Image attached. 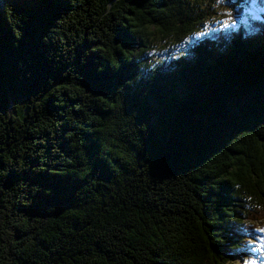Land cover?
<instances>
[{
  "label": "trees",
  "instance_id": "trees-1",
  "mask_svg": "<svg viewBox=\"0 0 264 264\" xmlns=\"http://www.w3.org/2000/svg\"><path fill=\"white\" fill-rule=\"evenodd\" d=\"M244 7L0 0V264L237 263L264 220Z\"/></svg>",
  "mask_w": 264,
  "mask_h": 264
},
{
  "label": "rangeland",
  "instance_id": "rangeland-1",
  "mask_svg": "<svg viewBox=\"0 0 264 264\" xmlns=\"http://www.w3.org/2000/svg\"><path fill=\"white\" fill-rule=\"evenodd\" d=\"M253 2H248L247 7L245 8L247 14H250L255 17H260L262 12H264L263 8L257 9V4ZM257 227L255 228V232H253L255 238L252 239L251 237H247L249 242L247 244L246 250H243L241 252H238L237 254L233 253V259L237 261V263L234 264H241L245 261L252 260L250 254H253L252 252L257 253V257H254L257 261V264H264V233L260 231V229H264V220L263 221H256L255 223ZM248 236V235H247Z\"/></svg>",
  "mask_w": 264,
  "mask_h": 264
},
{
  "label": "snow or ice",
  "instance_id": "snow-or-ice-1",
  "mask_svg": "<svg viewBox=\"0 0 264 264\" xmlns=\"http://www.w3.org/2000/svg\"><path fill=\"white\" fill-rule=\"evenodd\" d=\"M225 26H227V25H225ZM260 231L262 233H264V229H260ZM244 264H257V261L255 259H253V260H250V261H245Z\"/></svg>",
  "mask_w": 264,
  "mask_h": 264
}]
</instances>
